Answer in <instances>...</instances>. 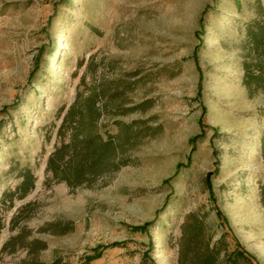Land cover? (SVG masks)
<instances>
[{"label": "rangeland", "instance_id": "1", "mask_svg": "<svg viewBox=\"0 0 264 264\" xmlns=\"http://www.w3.org/2000/svg\"><path fill=\"white\" fill-rule=\"evenodd\" d=\"M263 24L264 0H0V264H264Z\"/></svg>", "mask_w": 264, "mask_h": 264}, {"label": "trees", "instance_id": "2", "mask_svg": "<svg viewBox=\"0 0 264 264\" xmlns=\"http://www.w3.org/2000/svg\"><path fill=\"white\" fill-rule=\"evenodd\" d=\"M262 30L264 31V24L262 25ZM258 39V38H257ZM257 46L264 51V36L257 41L255 40ZM23 182L19 186V191H21L22 197L26 196L31 190L35 188V177L28 171H24L21 175ZM207 249L210 251L206 257L201 258L199 264H251L248 256L243 252H235L233 254H228L224 262L219 261V249L215 248L211 250L210 244H207ZM179 264H184L183 259H180ZM186 264V263H185Z\"/></svg>", "mask_w": 264, "mask_h": 264}]
</instances>
